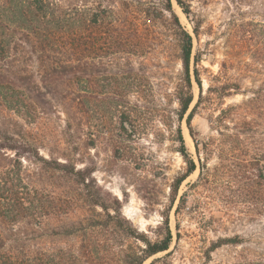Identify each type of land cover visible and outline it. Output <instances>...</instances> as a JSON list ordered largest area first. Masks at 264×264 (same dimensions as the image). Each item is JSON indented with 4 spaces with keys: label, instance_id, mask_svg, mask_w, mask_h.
<instances>
[{
    "label": "trees",
    "instance_id": "trees-1",
    "mask_svg": "<svg viewBox=\"0 0 264 264\" xmlns=\"http://www.w3.org/2000/svg\"><path fill=\"white\" fill-rule=\"evenodd\" d=\"M172 1L191 22L193 34L198 37L201 21L192 11V4L196 2L206 6L212 0H0V63L7 67L12 80L8 87H4L6 93L0 95L7 109L26 125L47 119L56 113V107L66 117L62 132L65 140L60 139L48 149V159H41L50 171L67 174L74 169L67 159L61 163L52 157V153L65 157L78 150V142L89 134L86 125L91 113L105 121L102 129L110 138L128 136L124 124L130 125L134 135L146 130L145 103L150 87L146 88V73L134 69L127 59L147 48L138 28L140 18L151 25L167 21L178 41L179 59L184 68L182 83L175 92L178 108L171 111L176 122L168 123L172 130L170 141L173 148L186 163L184 172L173 180V191L176 192L195 170L180 127L192 103L189 71L192 38L182 27L172 8ZM226 1L241 11L232 16L229 24L234 45L238 48L249 45L252 48L251 59L258 63L263 61L264 0ZM243 8L246 10L242 11ZM248 14L257 15L260 20L248 18ZM32 61L38 66L37 80L31 71ZM123 61H126L125 68L120 66ZM197 61L195 58V65ZM21 63L25 64L27 74L20 77L17 76V68ZM194 75L200 85L196 70ZM5 78L0 74V84ZM15 81L21 82V85H15ZM216 90V94L224 99L237 94L240 88L237 84L223 83ZM130 97L135 98V103ZM197 105L186 119L191 138L190 123ZM161 110L159 107L158 111ZM234 118L237 121L233 124ZM215 122L218 136L216 148L223 156L231 154V167H223L224 175L230 180L226 183H245L241 194L248 198L249 208L255 215L263 214L264 86L252 91L251 96L241 104L220 109ZM197 148L196 142L199 156ZM29 149L36 151L35 143L25 139L24 125L13 122L3 136L0 131V229L19 223L39 227L41 219L62 210L61 203L58 204L53 196L44 200L24 182L20 159L31 152ZM113 149L118 150L115 146ZM8 152L13 154L12 158H8ZM203 169L204 166H201ZM91 204L99 205L97 201H91ZM179 209L178 205L176 214ZM102 210L105 212L107 209L102 206ZM115 211L118 213L119 209ZM106 219L88 221L86 226L67 233L81 232L82 244L77 252L61 248L34 252H28L23 247L11 250L5 248L0 230V264H143L170 248L172 233L167 217L159 227L163 235L154 242L131 226L125 228L113 221L115 219L108 213ZM94 228L106 229L112 237L107 240L87 237L91 235L90 229ZM175 229L178 241L177 225ZM86 230L89 232L85 233ZM130 239L142 243L137 245L135 252L125 248V240ZM225 244L235 246L240 243L237 239H220L212 248ZM168 256L170 253L153 259L149 264H167ZM245 264H264V260H249Z\"/></svg>",
    "mask_w": 264,
    "mask_h": 264
},
{
    "label": "rangeland",
    "instance_id": "rangeland-1",
    "mask_svg": "<svg viewBox=\"0 0 264 264\" xmlns=\"http://www.w3.org/2000/svg\"><path fill=\"white\" fill-rule=\"evenodd\" d=\"M172 8L192 38L189 65L192 103L180 127L195 170L174 192L173 180L184 172L186 163L173 148L170 141L172 130L168 123L176 122L171 111L178 108L175 92L182 83L184 68L179 59L178 41L167 21L151 25L140 18L138 28L147 48L127 57L134 69L146 73V88L150 87L145 103L146 130L134 135L130 125L124 124L129 135L110 138L102 129L105 121L91 113L86 125L89 134L78 142V150L65 157L52 153V157L61 163L67 159L70 165H74L71 173L50 171L41 160L49 158L48 149L55 143L65 140L62 133L66 120L64 113L56 107V113L47 119L27 125L16 118L1 98L2 93H6L4 87H8L12 80L7 67L0 63V74L6 77L0 84L1 136L10 130L13 122L24 125L25 139L35 143L36 150L29 149L31 152L20 159L24 182L44 200L53 196L62 206V210L41 219L39 227L19 223L1 228L5 248L14 250L23 247L28 252L61 248L77 252L82 244L81 232L67 233L86 226L88 221H107L108 213L115 219L113 221L125 228L131 226L151 242L163 235L159 227L165 217L168 218L172 233L169 250L143 264H149L167 253H170L166 258L167 264H245L249 260H264V212L255 215L249 208L248 198L241 194L245 183H226L229 179L224 175L223 167H231V154L223 156L217 150L215 122L220 109L241 104L251 96L252 91L264 86V60L258 63L251 59L252 48L249 45L243 48L234 45L229 24L232 16L241 12L239 7L237 9L226 0H212L206 6L194 2L192 11L201 21L198 37H195L191 22L174 1ZM247 17L260 20L257 15L248 14ZM195 58L197 65L194 64ZM125 62H121L120 66L125 68ZM25 70L24 63L18 65L17 76L26 75ZM195 70L200 85L195 79ZM31 71L37 80L38 66L35 61H32ZM13 83L21 85L18 81ZM223 83L237 84L240 90L222 99L216 94V88ZM130 100L135 103L134 97ZM196 103L198 105L190 123L191 138L186 119ZM159 107L163 110L158 111ZM235 119H232L233 124L237 121ZM228 125L232 127V123ZM7 155L8 158L13 156L11 152ZM201 166H204L203 171ZM91 201H97L99 205L93 206ZM178 205L180 209L176 214ZM102 206L107 212L102 210ZM117 208L118 213L115 211ZM176 225L179 229L178 241ZM90 230L91 235L87 237L101 240L112 237L106 229ZM88 232L86 230L85 233ZM220 239H237L240 244H225L213 249L212 245ZM125 241V248L132 252L136 251L137 245H142L134 239Z\"/></svg>",
    "mask_w": 264,
    "mask_h": 264
}]
</instances>
